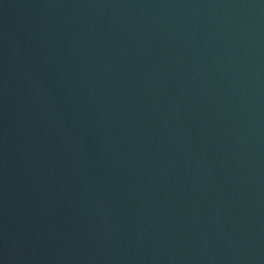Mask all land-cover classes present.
Instances as JSON below:
<instances>
[{
  "label": "water",
  "instance_id": "obj_1",
  "mask_svg": "<svg viewBox=\"0 0 264 264\" xmlns=\"http://www.w3.org/2000/svg\"><path fill=\"white\" fill-rule=\"evenodd\" d=\"M0 264H264V0H0Z\"/></svg>",
  "mask_w": 264,
  "mask_h": 264
}]
</instances>
